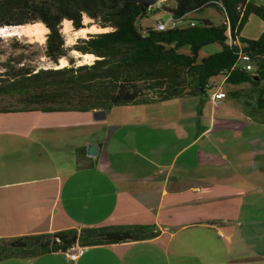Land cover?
Wrapping results in <instances>:
<instances>
[{
    "label": "crops",
    "instance_id": "crops-1",
    "mask_svg": "<svg viewBox=\"0 0 264 264\" xmlns=\"http://www.w3.org/2000/svg\"><path fill=\"white\" fill-rule=\"evenodd\" d=\"M220 76L200 97L123 106L107 126L92 113L0 114V238L100 227L159 233L87 247L73 262L52 253L0 264H264V115L250 112L255 87ZM229 85L238 87L225 92ZM217 93L226 98L213 101ZM27 115L43 123L20 120ZM51 153L63 154L55 171L44 162Z\"/></svg>",
    "mask_w": 264,
    "mask_h": 264
},
{
    "label": "trees",
    "instance_id": "trees-1",
    "mask_svg": "<svg viewBox=\"0 0 264 264\" xmlns=\"http://www.w3.org/2000/svg\"><path fill=\"white\" fill-rule=\"evenodd\" d=\"M210 7L224 17L221 25L202 20L187 28L158 31L143 30L138 24L158 10L182 21ZM251 15L264 24V7L254 0H174L171 8L147 11L139 3L118 0H0V30L36 24L48 30L42 46L26 38L0 36V114H94L113 107L200 97L212 90L213 78L225 75L227 84L255 87L257 107L250 112L264 115V34L257 41L240 39ZM64 22L76 32L93 26L106 32L68 47ZM229 36L239 38L244 52L251 55L253 72L235 67L239 48L229 45ZM212 44H219L221 52L199 62L201 49ZM185 47L188 54L180 53ZM74 52L95 58L79 65ZM63 59L68 65L60 68ZM158 235L150 227H100L0 238V262L65 253L77 243L95 247L148 241Z\"/></svg>",
    "mask_w": 264,
    "mask_h": 264
},
{
    "label": "rangeland",
    "instance_id": "rangeland-1",
    "mask_svg": "<svg viewBox=\"0 0 264 264\" xmlns=\"http://www.w3.org/2000/svg\"><path fill=\"white\" fill-rule=\"evenodd\" d=\"M163 6L165 8H171L174 6V0H163ZM223 19L224 17L222 16V14H220V12H218L215 8L210 7V8H206L202 11L199 12H194V13H190L188 14L182 21L179 22H175L172 18V15L170 13H168L167 11L164 10H158L156 11L154 14L149 13L148 16L146 18H142L139 20L138 24L140 26L141 29H148V28H157L158 23L162 22L166 25L167 29H171V28H187L190 25H192L193 23H197L199 21L202 20H208L210 21L212 24L219 26L223 23ZM26 28H4L0 30V36L9 38V37H18V38H26L29 43H37L39 45H44L45 41H46V35L48 33V30L41 24H36V25H30V26H24ZM34 27V28H33ZM30 28V29H29ZM32 28V29H31ZM21 29V30H20ZM7 30V31H6ZM106 32L105 30H101L96 28L95 26L93 27H88L86 29L80 30L78 32L74 31L71 23L69 22H64L63 24V33L65 34L66 37V44L68 47H71L73 45L76 44L78 39L81 38H87L88 35H92V34H98V33H103ZM264 34V24L263 22L258 18L255 17L253 15L249 16L247 18V20L245 21L241 31H240V35L242 37H246L247 39H250L252 41H257L260 40L262 38ZM228 36V34H227ZM222 48L219 44H212L209 45L207 47H204L203 49H201L200 53H199V58L198 61L200 62L202 59L209 57L211 55L217 54L219 52H221ZM189 52V48L185 47L182 48L180 50V53L182 54H188ZM73 56L76 58L77 63L79 65L81 64H89L91 63L94 58H90V59H84V58H80L79 55H77V53H73ZM68 65L67 60L63 59L60 62V68H63L64 66ZM51 66V65H50ZM222 76H218L212 79V81H221L222 80ZM241 85V84H240ZM238 86H226V88L224 89L225 92H229V91H234L235 89H237ZM211 91H214L211 90ZM231 97L228 98V101H231ZM254 105V102H253ZM113 107L111 110H109L107 112V120L104 122H99V126H107L110 123H114L116 121H120L121 117L117 115V110H122L123 107H118L115 108ZM42 117L44 116H49V115H41L38 114ZM25 116H20V120H22L23 122H34V123H43V120L41 119H36V115H30L27 117H25L26 119H24ZM3 122H11L8 120H4ZM73 130L71 131H58V130H51L49 132L48 135H52V138H57V135H59V137L57 138L58 140H62V139H76L77 136H72L69 134H73L72 133ZM105 132V131H104ZM103 132V133H104ZM37 136H35L36 138ZM62 160H63V154L61 155H57L54 153H51L48 160H45L44 162H47L49 165V169L51 171H55V168L57 169V166L55 164V161H57L58 164H62Z\"/></svg>",
    "mask_w": 264,
    "mask_h": 264
},
{
    "label": "built area",
    "instance_id": "built-area-1",
    "mask_svg": "<svg viewBox=\"0 0 264 264\" xmlns=\"http://www.w3.org/2000/svg\"><path fill=\"white\" fill-rule=\"evenodd\" d=\"M163 0H159L158 3L152 7H150L149 9H154V8H160L161 6H163ZM158 31H166L168 30L166 25L162 22L158 23L157 28ZM229 45L231 46H236L239 48V55H238V59L237 62L235 64L236 68H241L243 70H245L246 72H253L254 71V63L252 60V57L249 53L244 52L243 50V45L241 44V42L239 41V39H232L229 36ZM226 98V95L224 93H217L214 94L211 99L215 102L217 101H222L223 99ZM87 247H83L80 244H75L73 246H71L66 252V256L68 257V259L70 261H76L78 258L82 257L85 252L87 251Z\"/></svg>",
    "mask_w": 264,
    "mask_h": 264
},
{
    "label": "water",
    "instance_id": "water-1",
    "mask_svg": "<svg viewBox=\"0 0 264 264\" xmlns=\"http://www.w3.org/2000/svg\"><path fill=\"white\" fill-rule=\"evenodd\" d=\"M119 2H135L139 3L144 7V10L147 11L150 7L156 5L159 0H118ZM258 80V79H256ZM107 118V112H96L94 113V120L97 122L104 121ZM99 148L95 145H89L87 148V155L89 157H95L98 154Z\"/></svg>",
    "mask_w": 264,
    "mask_h": 264
},
{
    "label": "bare ground",
    "instance_id": "bare-ground-1",
    "mask_svg": "<svg viewBox=\"0 0 264 264\" xmlns=\"http://www.w3.org/2000/svg\"><path fill=\"white\" fill-rule=\"evenodd\" d=\"M14 28V27H13ZM16 28H26V27H24V26H21V27H16ZM16 28H14V29H16ZM34 28V27H33ZM30 29V28H29ZM32 29V28H31ZM21 30V29H20ZM7 31V30H6ZM77 55H79V53L77 54ZM80 56V58H84V59H90V58H95L94 56H92V55H86V56H81V55H79Z\"/></svg>",
    "mask_w": 264,
    "mask_h": 264
}]
</instances>
